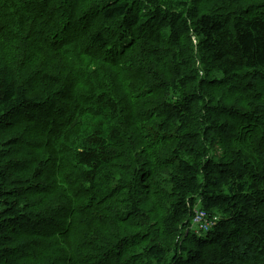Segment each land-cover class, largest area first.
Returning a JSON list of instances; mask_svg holds the SVG:
<instances>
[{
    "label": "trees",
    "instance_id": "obj_1",
    "mask_svg": "<svg viewBox=\"0 0 264 264\" xmlns=\"http://www.w3.org/2000/svg\"><path fill=\"white\" fill-rule=\"evenodd\" d=\"M0 264H264V0H0Z\"/></svg>",
    "mask_w": 264,
    "mask_h": 264
},
{
    "label": "rangeland",
    "instance_id": "obj_2",
    "mask_svg": "<svg viewBox=\"0 0 264 264\" xmlns=\"http://www.w3.org/2000/svg\"><path fill=\"white\" fill-rule=\"evenodd\" d=\"M167 5H170V1L167 3ZM137 82H140V80H138L137 78H133V79H131L130 81H128V82H126L125 84H124V87L122 88V90H123V93L124 94H129V95H132L136 100H138L139 101V99H140V95L142 96L143 95V92H140L139 91V93H138V91H137V86H136V84H134V83H137ZM149 85L150 84H148V87H149ZM143 105H145V106H147L146 104H143ZM46 145V144H45ZM224 148V146H222V145H219L218 147H217V150H218V152H221L222 151V149ZM17 149H21L22 150V145L21 146H19ZM45 151V150H44ZM44 153V152H43ZM47 154L48 155H50L49 154V149H47L46 150V152L44 153V155H46L47 156ZM219 154V153H218ZM220 155V154H219ZM55 176H57V174L55 175ZM57 180V179H56ZM57 192L59 193V190H57ZM69 196V195H68ZM35 197H47V196H45V193H43V194H39V193H37V194H29V193H25V194H23V195H19L17 198H14L13 200L10 198L9 199V196H6L5 198L6 199H8V201L10 200V201H14L13 203H14V207L15 208H17V209H21V207L22 208H24V207H26V209L28 210V213H33L34 212V210H33V208L34 207H32V205H30L29 203L30 202H32V201H34V199H35ZM57 201V203L56 204H58L59 202H61L62 200H63V198H59V194H58V198L56 199ZM9 201V202H10ZM59 207H60V205H56V208L57 209H59ZM201 210H200V205H199V203H197L196 204V206H195V213L197 214V213H199ZM156 221H158V224H155V223H153V225H155L156 227H160V222H161V220L159 221L158 219H156ZM150 226H152V224L150 225ZM195 227H196V225H194ZM193 225H192V227H194ZM18 228V227H17ZM17 228H10L9 229V232H8V236H13V237H15V239L17 240V241H21V240H19V239H23V238H25V237H27L25 234H24V232L21 230V229H19L18 228V238L16 237V229ZM50 229V228H49ZM161 229V228H160ZM41 230V229H40ZM43 231H46V229H42ZM211 250V249H210ZM24 262V261H23Z\"/></svg>",
    "mask_w": 264,
    "mask_h": 264
},
{
    "label": "built area",
    "instance_id": "obj_3",
    "mask_svg": "<svg viewBox=\"0 0 264 264\" xmlns=\"http://www.w3.org/2000/svg\"><path fill=\"white\" fill-rule=\"evenodd\" d=\"M194 221L199 225V230L207 231L210 227V222L206 220L204 213H197Z\"/></svg>",
    "mask_w": 264,
    "mask_h": 264
},
{
    "label": "bare ground",
    "instance_id": "obj_4",
    "mask_svg": "<svg viewBox=\"0 0 264 264\" xmlns=\"http://www.w3.org/2000/svg\"><path fill=\"white\" fill-rule=\"evenodd\" d=\"M203 212V211H202ZM197 214H195L194 218L196 217ZM207 216V215H206ZM192 225H196V227L194 226V230H199V225L197 223H195L194 219H193V222H192Z\"/></svg>",
    "mask_w": 264,
    "mask_h": 264
}]
</instances>
